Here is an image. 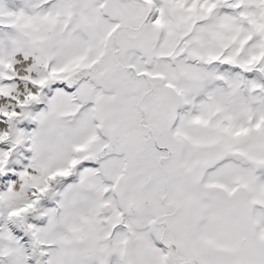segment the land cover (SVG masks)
I'll return each mask as SVG.
<instances>
[{
	"label": "snow or ice",
	"instance_id": "snow-or-ice-1",
	"mask_svg": "<svg viewBox=\"0 0 264 264\" xmlns=\"http://www.w3.org/2000/svg\"><path fill=\"white\" fill-rule=\"evenodd\" d=\"M0 264H264V0H0Z\"/></svg>",
	"mask_w": 264,
	"mask_h": 264
}]
</instances>
